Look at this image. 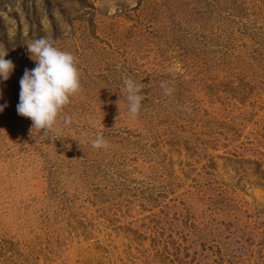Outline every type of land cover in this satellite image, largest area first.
I'll use <instances>...</instances> for the list:
<instances>
[{"label":"rangeland","instance_id":"rangeland-1","mask_svg":"<svg viewBox=\"0 0 264 264\" xmlns=\"http://www.w3.org/2000/svg\"><path fill=\"white\" fill-rule=\"evenodd\" d=\"M42 36L81 81L47 136L16 111ZM4 51L0 264H264V0H0Z\"/></svg>","mask_w":264,"mask_h":264},{"label":"clouds","instance_id":"clouds-1","mask_svg":"<svg viewBox=\"0 0 264 264\" xmlns=\"http://www.w3.org/2000/svg\"><path fill=\"white\" fill-rule=\"evenodd\" d=\"M29 59L35 62L31 70L25 69L20 79L19 103L16 106L18 115L32 121L30 133L33 129L38 132L43 130L44 136L50 132L60 131L58 121L62 110L81 91L80 74L77 62L72 53L62 51L55 46V41L47 36L33 40L27 45ZM8 51L0 53V81L10 79L15 65L11 60L5 59ZM124 87L127 92L128 111L135 118L142 107L144 95L142 85L131 78H125ZM165 95H171L172 89L167 87V82L161 83ZM2 97V92H0ZM7 103L0 104L3 112ZM72 122L71 117H63L64 125ZM82 136H87L82 133ZM87 143V139L83 141ZM96 149L107 148L108 143L102 135H97L91 141Z\"/></svg>","mask_w":264,"mask_h":264}]
</instances>
